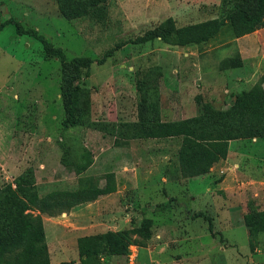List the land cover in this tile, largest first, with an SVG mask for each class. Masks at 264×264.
<instances>
[{"label":"rangeland","instance_id":"obj_1","mask_svg":"<svg viewBox=\"0 0 264 264\" xmlns=\"http://www.w3.org/2000/svg\"><path fill=\"white\" fill-rule=\"evenodd\" d=\"M241 1L0 0V24L11 18L35 29L66 61L44 58L41 44L13 24L0 26V189H14L22 173L39 194L74 189L83 178L102 186L107 173L115 187L39 214L50 264H79L77 237L106 230L130 231L127 252L105 264H264V135L243 154L235 153L239 143L227 145L228 160L202 182L178 167L182 137L135 135L155 115L161 122L230 110L239 95L264 105V27L232 37L224 18L202 43L115 47L167 17L176 26L220 19ZM92 5L101 18L89 16ZM77 56L94 61L68 63ZM143 219L148 240L133 232Z\"/></svg>","mask_w":264,"mask_h":264},{"label":"trees","instance_id":"obj_2","mask_svg":"<svg viewBox=\"0 0 264 264\" xmlns=\"http://www.w3.org/2000/svg\"><path fill=\"white\" fill-rule=\"evenodd\" d=\"M89 16L101 18V6L92 5ZM228 19V30L232 37H239L264 27V0H245L220 19L210 18L181 26L174 25L167 17L149 27L131 40L118 42L115 47L125 43H143L152 39L170 45L184 46L198 44L212 39ZM13 24L17 35L25 34L37 40L42 47L44 58H56L66 63L62 49L54 46L33 28L24 29L18 22L8 18L0 26ZM107 50L97 62L112 54ZM94 61L85 56L72 57L68 63L87 65ZM62 120L64 126L73 121V107L68 108ZM238 112V117L230 114ZM264 105L255 102L250 96L235 97L230 110L205 108L196 117L161 121L158 115L149 124H141L136 136L146 138H168L180 136L182 148L179 150L178 167L188 176L207 173L210 167L225 158L229 140L257 138L264 135ZM133 135V134H132ZM83 164H73L75 173H80ZM186 174V175H187ZM15 188L0 189V264H50L40 213L63 211L77 204L94 200L97 196L114 191L112 174H105L104 184L98 186L89 179L78 181L74 189H53L39 194L25 173H22ZM149 220L143 219L138 228L144 240L150 238ZM130 230H106L97 234L83 235L76 239L79 264H105L111 256L127 252ZM132 231V230H131ZM101 261V262H100ZM63 264H71L70 261Z\"/></svg>","mask_w":264,"mask_h":264},{"label":"crops","instance_id":"obj_3","mask_svg":"<svg viewBox=\"0 0 264 264\" xmlns=\"http://www.w3.org/2000/svg\"><path fill=\"white\" fill-rule=\"evenodd\" d=\"M183 53H185V52H183ZM262 139H264V138H261V140ZM245 141V142H244ZM247 141L248 142H254V143H256L257 142V139L256 138H252L251 140H246V139H233V140H229L228 141V146H230L231 145V143H234V145L236 146H239V145H241L240 146V148L235 152L236 153V155H239V154H243L242 152H244L243 151V149L246 147L245 146V143H247ZM238 143H239V145H238ZM233 145V146H234ZM251 151H258V147L256 148V149H253V150H251ZM231 151H230V149H228L227 150V155L230 153ZM227 155H226V157H225V160L227 159ZM235 158H238L237 156H235ZM234 158V159H235ZM228 160V159H227ZM206 173H204V174H200V175H197V176H194L193 178L194 179H197V181H199V182H202L205 178H204V175H205ZM235 177H237V176H235ZM207 179H210V181H211V178H207ZM224 180H222V181H220V182H218L217 183V185L219 184H221L222 182H223ZM226 197V196H225ZM83 236V235H82ZM79 237V236H78Z\"/></svg>","mask_w":264,"mask_h":264}]
</instances>
